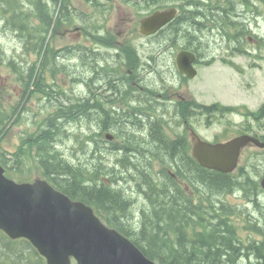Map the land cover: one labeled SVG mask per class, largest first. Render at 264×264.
Segmentation results:
<instances>
[{
	"label": "trees",
	"instance_id": "obj_1",
	"mask_svg": "<svg viewBox=\"0 0 264 264\" xmlns=\"http://www.w3.org/2000/svg\"><path fill=\"white\" fill-rule=\"evenodd\" d=\"M181 20L171 25L167 31H171L169 36L174 35L195 43L192 35L196 38L200 36L197 31L192 32L190 29L195 23L194 19L183 18L182 23L177 25ZM84 113H87V110ZM75 114L69 112L68 118H73ZM97 116L101 117L100 114ZM0 122L5 121L0 119ZM154 139L165 149H160L163 153L179 149V147L170 149L169 145H177V143L168 145L169 141L157 130ZM53 147L54 145L52 149L47 147L45 150V143L40 144L38 153L43 159V167L51 183L70 197L83 200L105 211L111 226L130 238L146 256L159 264H264V240L258 242L252 235L250 239L249 237L244 239L240 232L241 225L236 223L235 218L240 213L235 212V207L224 205L223 200L220 199L224 193L237 192L236 184H245L246 178L244 177L247 172L244 169H240L237 175L194 171L196 176L193 183L199 187L204 186L210 193V196L205 198L203 192L197 187L201 191L197 194L202 197L203 201L194 204L191 198L187 200L183 196L179 183L171 180L169 169L165 167L173 163L172 169L182 170L185 165L181 161L177 162L174 159L162 161L164 167L161 170L162 175H158V178L152 175L150 162L148 169H141L142 171L134 164L132 166L129 162H122V173L127 175L126 183L134 184L143 196L137 200L142 208L139 216L137 212H134V208H129L130 202L127 199L130 198L124 195V189H115L111 184L100 181L93 184L87 182L88 179L84 178L82 171L94 166L93 162L76 165L78 163L75 164L72 159L64 158L62 153L56 152ZM0 161L9 167V172L21 173L12 166V160L4 154L0 155ZM184 162H187L185 158ZM111 175L114 174L111 173ZM162 176L167 183L161 179ZM98 178L99 175H97ZM84 179H86L85 182ZM138 180H144L146 182L144 185L147 184L149 189H141V186L137 185ZM255 185L259 188L257 181ZM170 187L174 188L177 193L180 189L184 200L170 194ZM243 196L248 200L245 195ZM218 200H221L220 207L216 205ZM261 214L264 215V211ZM247 218L248 223L245 229L264 237V222H258L257 218ZM0 255L11 256L9 260L11 263L36 264L23 254L18 256L9 248L2 249Z\"/></svg>",
	"mask_w": 264,
	"mask_h": 264
},
{
	"label": "flooded vegetation",
	"instance_id": "obj_2",
	"mask_svg": "<svg viewBox=\"0 0 264 264\" xmlns=\"http://www.w3.org/2000/svg\"><path fill=\"white\" fill-rule=\"evenodd\" d=\"M28 1L33 4V0ZM96 1L98 0H89L90 3H95ZM197 1L200 5L208 7V11H210V9L212 8L211 5H206L204 3L205 0ZM65 2L66 0H61V4H65ZM78 3L80 4V7H82V0H78ZM189 3L190 0H107L105 3L106 8L100 7L99 4V12L107 13L112 11L113 14L117 13L118 16H121V26L119 27L115 25L114 28V31L116 32V40L108 42L111 50L108 57L111 58V60L116 61V68H118L119 71L121 68L127 67L129 68V73L124 75H113L111 73L102 72L104 65H101L97 69L98 73H94V75L96 74V79L98 80L99 84L95 86L96 88L103 81L115 80V83L112 84L111 82H109V92H103L100 90L98 91L97 94L101 96L100 99L97 98L98 103L96 99L92 98V111L96 115H99L100 112H106L105 110L100 108V105L102 106L103 104H107L113 101L111 91L115 90L116 92L119 91L120 93L124 91L134 93V101L137 102L138 89L140 96V109L137 110V107L134 105L136 108L133 106H129L128 111L123 112H128L127 114L130 116L129 123H134L132 118L135 114H140L139 118L142 120V122H146L147 113H145L144 111H146L148 103L152 100L149 97V91H151V88L155 87L156 107L158 106V102L163 105L162 99L164 97V84L160 81L164 80L163 76H165V71L169 73V66L172 65L173 62H175L177 54L179 53V51H176L178 49L186 48L187 51L192 52L196 55L194 67L197 70H199V68L203 66L207 67L215 63L222 64L223 61H227L229 59L234 60L235 54L232 52L234 48L232 46V43L228 44L227 41H223L224 38H222V36L224 35L225 37V34L222 27H215L209 22L208 24L205 23V32H207V34L212 39H214L213 37L216 38V35L219 34L220 40L219 42L215 41L214 43H208L209 48H207L208 50L204 52H200L199 50H197L195 45L189 47L182 42L155 41L149 43H138L135 41H128L129 36L126 35H130L134 32L135 29H137V26H134L133 24H135L137 20L140 21L141 17L144 18L154 13L155 11H165L171 8H176L178 12H180L182 8H188ZM23 10L24 9L21 7V0H0V99L3 97H5V99H9L11 97L12 91L16 92L17 96L23 95V97L27 98L28 100H31L33 95H37L36 100L38 114H43L47 111L46 108L48 107L47 102L45 101L46 97L44 95H46V91L48 90L47 80L50 76L48 72L51 59L48 57V62H46L44 55L39 53L38 51L40 46L34 47L29 52H24L23 49L31 46L32 42L27 43V47L22 48L21 46L20 33L18 32V28L21 22V15L26 16L27 20L25 22L28 24L32 31H35L34 21L36 19V12L35 10H27V13L23 14ZM107 30L110 29L107 27L101 28V31L103 32ZM35 32L37 37H39L41 33V24H39V28ZM67 32L68 30L65 29V37L63 42L64 50H66L67 48ZM120 37L125 38L126 40H117V38ZM48 47L50 49L49 45ZM122 49L126 51L121 56L120 50ZM132 49H135L136 51L134 52ZM155 53L157 55H160L162 53L164 54L163 57H166L165 65H156V63L160 62L161 60H156L153 58V54ZM119 58H122L125 64H122ZM37 60V64L43 63L46 66V70L42 78H40L39 82L31 84L26 78V72L21 67L27 68L29 66H33L35 65V62ZM4 65H10L12 73L2 75L3 70L8 71L6 68H3ZM100 68H102V71L100 70ZM148 70H150V72H148ZM153 70L156 71L153 72ZM20 71L25 75L21 74ZM169 76L172 79L178 78L179 80L177 89L175 90L174 94V113H176V116L179 114L181 116L179 125L180 127L184 128L185 125L187 129H190V127L194 125V113L196 112V109L202 110L205 109V106L210 109H223L220 106H222L221 102L223 101V99H225V94L221 89H218L219 83L215 84V93L208 94L206 93V89L203 92L197 91L195 89V85L192 82L193 79H188L185 75L169 73ZM113 78L115 79L113 80ZM147 78H149L148 81H150L151 85L147 83ZM27 87L28 89H26ZM158 98H160V101H158ZM214 98H217L218 100L215 101ZM195 99L198 100L196 101V103ZM211 101L213 103H211ZM197 102L206 104L199 105ZM31 106H33V103H31ZM119 112L122 111H115V114ZM150 113H157V111L154 110ZM185 113L188 114V118L184 117ZM101 117L105 121L103 125H107V122L109 123L113 121L111 117H105V115L103 114H101ZM258 135L261 134L258 133ZM184 145H186L185 141L182 142V147ZM137 149L138 148L135 144V146L132 147V150L134 152H137ZM188 157L190 158L189 155ZM11 264L17 263L12 262Z\"/></svg>",
	"mask_w": 264,
	"mask_h": 264
},
{
	"label": "water",
	"instance_id": "obj_3",
	"mask_svg": "<svg viewBox=\"0 0 264 264\" xmlns=\"http://www.w3.org/2000/svg\"><path fill=\"white\" fill-rule=\"evenodd\" d=\"M170 16L162 14L149 19L142 31L151 34ZM250 142L264 146L256 139L242 136L218 146L199 141L194 153L202 166L226 173L236 167L242 148ZM1 192H5L1 201L5 200L7 206L0 201V210H14L19 205L22 209L15 215L17 220L9 217L8 227L31 238L50 264H70L69 254L75 255L79 264H155L144 258L126 238L104 228L89 209L73 203L46 182L17 185L4 178L0 167Z\"/></svg>",
	"mask_w": 264,
	"mask_h": 264
},
{
	"label": "rangeland",
	"instance_id": "obj_4",
	"mask_svg": "<svg viewBox=\"0 0 264 264\" xmlns=\"http://www.w3.org/2000/svg\"><path fill=\"white\" fill-rule=\"evenodd\" d=\"M241 2L242 1L231 2V6H233L235 8L236 6H239V4ZM259 2H260V0H254L253 1V3L257 4V8L253 9V14L250 16L251 19L246 18V21H245L249 25H251V26H249V29H251V30H249L248 33L252 32V34H248V33L245 34L247 38H249L252 35H255L256 33L264 34V6H262L259 9L258 8V3ZM198 6L202 7V5H200L199 3H198ZM250 6L253 7L252 4ZM21 7L24 9L22 11L23 14H26L27 10L28 11L35 10V12H36V9L33 6V4H31L28 0H21ZM201 7H198V9H200ZM240 7H241V5H240ZM44 9L45 10L48 9V5L47 4L44 6ZM219 10H220V8L214 10L212 12V15L210 14L209 19H215V21H220L221 17H219V15L217 14V12ZM41 13L43 15H45V13L47 14L48 17H46V19H45L46 21L50 20V16H51L50 13H48L46 11H42ZM221 15H222V17H225L226 19H230V18L235 16L231 12L230 13H228V12L224 13L223 11H221ZM21 16H22V20H23V25L26 28L28 26V24L25 22L27 20V18H26L25 15H21ZM120 17L121 16H118L117 13L112 14L113 21H117ZM243 19H245V18H243ZM96 21H97V19H96ZM113 21H111V25H115V23ZM91 26H93V25L91 24ZM28 28L31 31V34L33 35V37H35V38L33 39V41H31L33 43L31 46H29L26 49H23L24 52H29V48H34L36 46V43H37V41H36V39H37L36 38L37 37L36 32L32 31L29 26L27 27L26 30H28ZM204 29H205V27H204ZM191 31L195 32V30H193V29H191ZM20 35H21V33H20ZM130 35H132V33ZM132 36L134 37V40H135V39H137V37L139 35L133 34ZM198 36H200V37L196 38L195 35H192V39L193 40L195 39V41H196L195 43H196L197 49L200 52H204V51L208 50L207 49V48H209L208 43H214L215 41L219 42V40H217L215 38H214L215 40L212 39L207 34V32H205V31H202L201 33H198ZM39 37H45L46 38V33L42 31L40 33ZM201 37H202V40H201ZM223 37H224V35H223ZM141 41H143V40H141ZM175 41H176V39H175ZM20 42H21L22 48L28 46V44H27V34L25 32H23V39L20 38ZM38 42H39V40H38ZM176 42H182V43H185V45H188L189 40H184L183 39L182 41L178 40ZM195 43H193V44H195ZM107 49H110V46H107ZM41 54L44 55V57L46 59V62H48V57L50 59H53L57 55L56 53L52 52L50 49H48L47 53H41ZM58 58L55 61H57ZM103 59L109 61L110 64L103 63V65H104L103 66V71H102V68H100V70L102 72L111 73V74H113V73L120 74L118 68H116V61L111 60V58H109V57L105 58V56L102 55V60ZM98 60H100V59H98ZM242 60L243 61H241V63H245L246 64V63L250 62L249 59L247 57H245V56H243ZM99 62H101V61H99ZM261 64H262L263 67H258V68H255V67L250 68L248 65H239L238 64L237 66L240 69H244V73L243 74L239 73L235 69H233L231 71V70H229V69H227L225 67L221 68V71L225 74V76L227 78V82H229L231 84L232 88H233V91H230V94L225 95L226 99L224 101H222L223 104L229 105V106H235V107L246 105L252 110H257L264 104V61H262ZM96 65H98V64L96 63L95 66ZM45 70H46V67L43 66V63H39V64H36V65L29 66V67L25 68L26 78L28 79V82L31 83V84L39 82L40 78H42ZM86 70H88L86 72L87 76L84 78L83 81H85V82L87 81L88 84H86V85L84 83L83 84H84L85 87L88 86V89H90V87L92 89H94V86L99 84L98 80L96 79V74L94 75V73L92 72L93 69L90 68V67H86ZM88 76H89V80H87ZM159 79H162V78H159ZM148 80H149V78H147V83L149 85H151L150 81H148ZM158 81H160V80H158ZM160 82L163 83V81H160ZM215 82H216L215 73L214 72H210V73L206 72V80H205V83H207L206 88H205L206 89V93H208V94H214L215 93ZM79 90L80 89L78 88V91ZM89 92H92V91L89 90ZM82 95H85V90L81 91L78 94V98H81ZM73 98L75 100V97H73ZM122 99H125L128 102H130L131 106H133V107L136 106L138 109L140 108V105H139L140 101L139 100H138V102L132 101V99L130 98V95H125ZM214 100L216 101L218 99L214 98ZM159 106H162L160 112L165 110V106L164 105L160 104ZM152 110L153 109L148 108V110L146 109V111H144V112H148L149 113ZM24 115L26 117H29L28 113H26V112L24 113ZM229 119L232 121V122H230L229 126H232L234 128H238L239 125L237 124V122H240L241 120H243V117L240 116V115H233V116H230ZM80 120L81 119H79V120H75V119L74 120H70L69 119L66 122H73V121L74 122H78ZM48 122H47V124H48ZM58 122H59V120H55V125L57 126L56 127L57 129H55V128L53 130L49 129V128L48 129L51 132L57 131L58 129L61 130L62 134H61L60 138L62 140L60 138H58L57 141H58V143L63 142V144H60L59 148H61V150L66 152V154H63L64 157H70V158H72V159H74L76 161V159H75L76 157H74V156L77 154V152L81 148L80 149L73 148L72 147L73 140L69 138V135H70L69 128H75V126L74 125H70L69 126L66 122H61V124L58 125ZM243 123H244V121H243ZM47 124H46V127H47ZM201 124H203V121L197 122L196 127H199ZM219 124H220V122H218L216 124H213L212 128H210V129H207L204 126H201L199 128V130L204 134V136L206 138L213 139V138H215L216 134L222 133V132L224 133L226 131L225 128H221V126H219ZM254 128L257 129L256 124H254ZM132 129H134V128H132ZM136 130H131L132 134L136 135L138 138H142L144 136L143 132H139L138 130L137 131ZM20 133H21V131H14L13 133H10L8 135V137H6L4 141H2L1 148L3 150H5V151L14 152L17 149V145L20 142V140H19V138H20L19 134ZM55 136L58 137V131L56 132ZM145 139L146 138L137 140L136 147L138 148V152H135L134 153L135 155L144 156L145 153H146L144 149H149V147L145 146V145H141L143 147V149H141L139 147L141 142H143ZM98 151L100 152L99 149H98ZM172 152L174 153V156L177 158V160H179L180 159L179 158V154H180L179 151L176 150V151H172ZM255 153H257V150L254 149V148L248 150L244 154V157H243V159L241 161V166H247L248 165L247 162L250 161V159H251L250 156L255 154ZM141 156H139L138 158L142 160ZM78 157H80L83 161H85V159H86V158H84V156H80L79 155ZM22 158H23V164H22V167L20 169L17 168L19 170L24 168L25 153H23V157ZM257 158L258 159H256V161L261 160L262 161V165L261 166L264 167V154L263 153H258L257 154ZM145 160H146V158L144 156V159L142 160V162H144ZM104 162L107 165L108 162H106V161H104ZM128 162H129V164L130 163L133 164V163L138 162V161H134L131 157H129ZM15 164H16L17 167L20 165V164L18 165L16 163V161H15ZM30 164L33 167V171H32V174H27V176H31V178L34 179V178H36V176H38V173L35 171L36 169H34V166H33L32 162H30ZM250 171H252V170L250 169ZM247 174L249 175V177H251L252 180L256 177V173L254 171L249 172ZM247 188H249V190H247V192H246V197H247L248 202L250 204V210L248 212L247 210L244 209L245 211H247L249 213V214H246V215H248V217H251V218L252 217L253 218H257L258 222H261V221L264 222V215L261 214L264 211V194L262 195V194H258L257 193L255 195H253L252 192H251L252 191L251 185H250V187H247ZM123 189H124V194L126 196H128L131 199V201H132L131 206H132V208H134V212H137L138 215L140 216V212H141L140 210L142 208L137 203V200H138V198H142L143 196H141V194L139 193V191H138V189H137V187L135 185H126ZM228 200L231 201L232 204H237L240 207L244 208L243 204H244L245 201L242 200L241 198L237 199L236 197L229 196ZM219 201L220 200H218L217 203Z\"/></svg>",
	"mask_w": 264,
	"mask_h": 264
},
{
	"label": "bare ground",
	"instance_id": "obj_5",
	"mask_svg": "<svg viewBox=\"0 0 264 264\" xmlns=\"http://www.w3.org/2000/svg\"><path fill=\"white\" fill-rule=\"evenodd\" d=\"M239 1H242L240 4H239V6H236L235 8L233 7V6H231V2H239ZM253 1L254 0H230V3H229V5H228V7H226V8H220V10L217 12V14L219 15V17H221V20L220 21H216L219 25H221L222 27H238V29H240V34L241 35H245V34H247L248 32H249V30H251V29H249V26H251V25H249L247 22H245L246 21V18H249V19H251L250 18V16L253 14V9L254 8H257V4L256 3H253ZM260 2H264V0H260ZM253 5V7L252 6H250V5ZM240 5H241V7H240ZM189 6H190V8H191V10L193 11V13L195 14V18H196V22L193 24V25H191L192 27H190V29H193V30H195V31H197L198 33L200 32H202V31H205V29H206V26H205V23L209 20V16H210V13L209 12H207L206 11V9L208 8V7H204V6H198V1L197 0H191L190 1V3H189ZM198 7H201L200 9H198ZM251 8V9H250ZM216 9H218V8H216ZM216 9H214V10H216ZM213 10V11H214ZM212 11V12H213ZM221 11H223L224 13H232V14H234L235 16L234 17H232V18H230V19H226L225 17H222V15H221ZM211 12V13H212ZM243 18H245V19H243ZM28 27V26H27ZM27 27L25 28V26L23 25V20H22V16H21V22H20V25H19V28H18V32H20L21 33V35H20V38L21 39H23V32H25L26 34H27V43H30L31 41H33V39L35 38V37H33V35L31 34V31L29 30V28H28V30H26L27 29ZM204 27H205V29H204ZM37 39H36V41H37V43H36V46L35 47H39L40 46V48L38 49V51L40 52V53H47V51H48V49H49V47H48V43H47V39L45 38V37H36ZM222 38H224L223 36H222ZM175 39H176V41H178V40H183L182 38H180V37H176V36H172L167 42H176L175 41ZM38 40H39V42H38ZM201 40H202V37H201ZM33 44V43H32ZM185 44V43H184ZM192 45H195L196 46V43L195 44H193V43H191V42H189L188 43V45L187 46H189V47H191ZM33 48H29V51H31ZM196 49H197V46H196ZM198 50V49H197ZM159 51V50H158ZM160 52H162V51H160ZM164 56V54L162 53V54H160V55H157L156 53L155 54H153V58L154 59H159V60H161L160 62H158V63H156V65H160V64H162V65H165L166 63H165V61H166V57H163ZM98 59H100V60H98ZM84 61H85V66L86 67H90V68H92L93 69V73H98V68L101 66V65H103V63L105 62L106 64H110L109 63V61H107V60H105V59H103L102 60V54L101 55H95V54H91V53H84ZM99 61H101V62H99ZM98 64V65H96L95 66V64ZM43 66L44 67H46L44 64H43ZM156 70H153V72H155ZM148 72H150V70H148ZM148 72H147V74H148ZM165 72H167V71H165ZM113 75H120V74H117V73H113ZM86 76H87V73H86ZM115 78H113V80H114ZM87 80H89V76L87 77ZM87 82V81H86ZM85 81H83V83L86 85V84H88V82L86 83ZM108 82H111L112 84H114L115 83V80L114 81H108ZM163 82H164V80H163ZM86 88H88V86L86 87ZM96 87L94 86V89H95ZM131 88H133V87H131ZM90 89H92L91 87H90ZM87 90V89H86ZM93 92V91H92ZM137 93H138V95H137V102H138V100L140 101V96H139V91H138V89H137ZM160 93V92H159ZM111 95H112V99H113V102L114 101H118V100H120V99H122L125 95H130V98L132 99V101H134L133 99H134V93H131V92H126V91H124V92H119V91H111ZM84 96L85 95H82L81 96V98H78V100H77V103H80L81 102V100L84 98ZM149 97L152 99L151 100V102H149L148 103V105H147V110H148V108H151V109H153L152 111H154V109H155V111H157L158 113L160 112V110H161V107L162 106H159L161 103H159L158 102V106L156 107V103H155V99H156V94H155V87H153V88H151V91H149ZM90 97H88V98H85V99H83L82 100V102H81V104L79 105V106H72L71 108H70V113H78V115H74V117L73 118H71V117H59V118H53L52 120H50L49 122H48V124H47V127H46V133L43 135L44 136V138H43V143H45V148L47 149V147L48 148H51L53 145L55 146V143H58V138H60V136H61V130L60 129H58L57 131H58V137H56L55 135H56V132L57 131H54V132H51V131H49V129H57L56 127V125H55V120H59V122H58V125H60L61 124V122H66L67 120H79V119H82L83 117H84V115H86V117L89 119V117H90V115H96L92 110H93V103H92V98L91 99H89ZM86 99H89V100H86ZM84 100H86V101H84ZM158 101H160V98H158ZM135 102V101H134ZM104 105V104H103ZM131 106V105H130ZM140 109V108H139ZM138 108H137V110H139ZM86 110H87V113H84V111L86 112ZM104 113H106V115H105V117H111L112 119L114 118V125L115 126H119L120 124H117V123H119V122H122V121H125V122H129V115L127 114L128 112H119V113H116L115 114V112H114V117L113 116H110V114L106 111V112H100V115L101 114H104ZM145 113H147L146 115H147V119H146V122H142V120L139 118V116H140V114H135L134 116H133V118H132V120H133V122L135 123H133V125H136V126H142V123H145V124H148V123H150V125H152V121H151V119H152V117L150 116V112L148 113V112H145ZM0 119H2V120H4V121H7V120H9V121H12L13 120V115H11V116H7V115H3V114H0ZM49 128V129H48ZM132 128H134V129H132ZM155 128V127H154ZM121 129L123 130V132L125 133V134H132V131L131 130H138L139 132H142L141 131V129H139V128H136V127H129V126H123V127H121ZM136 130V131H137ZM155 130H157L156 128H155ZM54 136H53V135ZM159 134L162 136V134L159 132ZM154 136H155V131L152 133V134H150V135H148L147 137H146V139L143 141V142H141V144L139 145V147L141 148V149H143V147L141 146V145H145V146H148L149 147V149H144L145 150V158H146V160L144 161V162H142V160L144 159V156H141V155H135L134 153H132V154H130L129 155V157H131L134 161H138V162H135V163H133L134 165H136L137 167H139L140 168V171H142V170H146V169H148V163H149V159L151 160L152 159V157H153V155H155L158 151H162V150H160V149H164L162 146H161V144H159L155 139H154ZM163 137V136H162ZM63 138V137H62ZM61 139V138H60ZM62 140V139H61ZM56 141V142H55ZM165 142V141H164ZM42 143V144H43ZM61 143V142H60ZM166 143V142H165ZM169 145V144H168ZM169 147H170V149H175V148H178L179 147V145H169ZM54 148V147H53ZM52 149V148H51ZM98 149L100 150V151H103V147L102 146H98ZM55 150V149H54ZM165 150V149H164ZM50 152V151H49ZM164 152H167V151H164ZM171 152V151H170ZM173 153V152H172ZM60 155V154H59ZM139 156H141L142 157V160L141 159H139L138 157ZM166 156V155H165ZM23 153L16 159V163L19 165L18 167L16 166V164H15V168H21L22 167V164H23ZM129 157H128V159H129ZM58 158V157H57ZM181 158H183V157H181ZM128 159H127V162H128ZM181 162L182 163H184V160H181ZM133 164H132V166H133ZM141 164V165H140ZM142 169V170H141ZM133 172V171H132ZM149 172V171H148ZM255 173H256V177L252 180L251 179V177H249V175L247 174V175H245V177L244 178H246L245 180H244V182H245V184H243V185H237L236 184V189L239 191V193H241L242 195H245L246 196V192H247V190H249V188H247V187H250V185H251V187H252V194L253 195H255V194H261V192L258 190V188L256 187V185H255V183H256V181H257V178H258V173L256 172V171H254ZM195 176H196V174L195 175H192L191 177H190V179L192 180V181H194L195 182ZM144 178V177H143ZM249 178V179H248ZM161 179H163V181L165 182V183H167V181L165 180V178L162 176L161 177ZM144 183H146L144 180H138L137 181V185H140L141 186V189L142 188H144V189H146V190H148L149 189V186L147 185V184H145L144 185ZM197 185V184H196ZM197 187H199V186H197ZM200 188V190L203 192V195H205L204 197L206 198V197H208V196H210V194L207 192L208 191V189L206 190V188L204 187V186H200L199 187ZM151 190V189H150ZM172 190V191H171ZM205 190H206V193H208L207 195L205 194ZM121 191V190H120ZM169 191V190H168ZM237 191V192H238ZM122 192V191H121ZM235 192V191H234ZM170 194H172V195H174V196H178L179 197V199H181L182 201L184 200L183 199V197H182V195L180 194V193H177L176 192V190L174 189V188H172V187H170ZM125 195V194H124ZM219 195V194H218ZM129 202H130V205H129V208H132V206H131V203H132V201H131V199L129 200V199H127ZM220 202H221V200L216 204V205H219V207L221 206L220 205ZM255 202V201H254ZM209 203V202H208ZM222 204V203H221ZM190 211V210H189ZM141 213V212H140ZM193 222V221H192ZM190 224H191V221H190ZM17 254V253H16ZM18 256H20L19 254H17ZM24 256H26L27 258H29L33 263H36L35 261H34V259L32 258V257H29V256H27V255H25V254H23Z\"/></svg>",
	"mask_w": 264,
	"mask_h": 264
}]
</instances>
